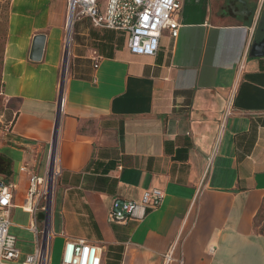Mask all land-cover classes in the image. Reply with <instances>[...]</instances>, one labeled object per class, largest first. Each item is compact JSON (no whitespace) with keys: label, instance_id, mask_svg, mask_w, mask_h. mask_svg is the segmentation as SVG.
Segmentation results:
<instances>
[{"label":"crops","instance_id":"obj_1","mask_svg":"<svg viewBox=\"0 0 264 264\" xmlns=\"http://www.w3.org/2000/svg\"><path fill=\"white\" fill-rule=\"evenodd\" d=\"M177 1V38L163 32L156 55L141 57L124 33L71 17L68 0H9L0 179L14 186L10 230L21 240L10 233L32 248L23 256L37 246L28 180L53 153L57 260L66 240H84L102 249L101 264H264V48L252 54L264 0ZM151 190L163 200L142 220H110ZM44 220L38 208L39 232Z\"/></svg>","mask_w":264,"mask_h":264},{"label":"built area","instance_id":"obj_2","mask_svg":"<svg viewBox=\"0 0 264 264\" xmlns=\"http://www.w3.org/2000/svg\"><path fill=\"white\" fill-rule=\"evenodd\" d=\"M101 9L97 0H68L71 17L86 16L93 27L122 32L127 38L128 52L133 56L153 57L159 50V39L163 32L170 38L178 36V16L181 5L177 0H104ZM64 62L63 66L66 69ZM58 104L62 106L59 95ZM229 109L226 111L228 115ZM51 170L44 176H31L24 199L33 223L29 231L35 235L37 246L34 252L24 257L20 264H51L52 233L45 237L49 228V218L55 194L59 169L55 159L48 158ZM14 186L0 179V264H17L21 254L17 249V240L10 233V210L13 207ZM163 200V193L158 190L146 191L139 203H124L121 208L112 211L109 218L121 224L127 221L142 220L145 215L158 208ZM41 201L43 205L40 207ZM38 208L45 213L43 230L35 228L34 215ZM102 249L84 240H66L60 253L59 264H101ZM169 260V256H165Z\"/></svg>","mask_w":264,"mask_h":264},{"label":"rangeland","instance_id":"obj_3","mask_svg":"<svg viewBox=\"0 0 264 264\" xmlns=\"http://www.w3.org/2000/svg\"><path fill=\"white\" fill-rule=\"evenodd\" d=\"M9 0H0V68H1V59H2V51H3V43H4V29H5V20H6V14H7V8H8ZM1 107V104H0ZM43 205V201H41V206ZM52 207V205H51ZM257 229L260 232H264V209L261 211V214L257 218V223H256ZM43 228L41 229V231ZM10 232L17 238L18 241L21 240L20 234L17 231H13L12 229ZM17 249L20 250L21 252V257L17 264H20V262L23 261L24 257L23 253H30L32 251V248L30 245L28 246H23L20 245L18 242ZM60 263V256L58 257L57 260V251L53 253L52 250V262L51 264H59Z\"/></svg>","mask_w":264,"mask_h":264},{"label":"water","instance_id":"obj_4","mask_svg":"<svg viewBox=\"0 0 264 264\" xmlns=\"http://www.w3.org/2000/svg\"><path fill=\"white\" fill-rule=\"evenodd\" d=\"M43 48V37L41 36H37L34 40H33V45H32V51H31V59L34 61L39 60V57L41 55V51ZM264 48V41H261L258 44H255L252 47V54L253 53H257L259 54L260 50ZM255 55V54H254ZM64 80V79H63ZM62 80V82H63ZM60 108V105H59ZM57 126H58V117H56V121H55V131H54V135H53V146L55 144V139H56V132H57ZM53 152V151H52ZM53 153H51V160H53ZM49 170H51V165L49 167Z\"/></svg>","mask_w":264,"mask_h":264},{"label":"bare ground","instance_id":"obj_5","mask_svg":"<svg viewBox=\"0 0 264 264\" xmlns=\"http://www.w3.org/2000/svg\"><path fill=\"white\" fill-rule=\"evenodd\" d=\"M26 210H28V207H25ZM50 234V229L47 228L46 232H45V237L48 236Z\"/></svg>","mask_w":264,"mask_h":264}]
</instances>
